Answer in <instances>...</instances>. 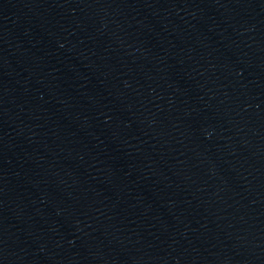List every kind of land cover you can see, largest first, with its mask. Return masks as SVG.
I'll list each match as a JSON object with an SVG mask.
<instances>
[{"label":"water","instance_id":"1","mask_svg":"<svg viewBox=\"0 0 264 264\" xmlns=\"http://www.w3.org/2000/svg\"><path fill=\"white\" fill-rule=\"evenodd\" d=\"M0 264H264V0H0Z\"/></svg>","mask_w":264,"mask_h":264}]
</instances>
